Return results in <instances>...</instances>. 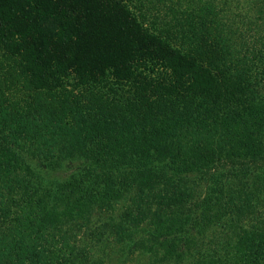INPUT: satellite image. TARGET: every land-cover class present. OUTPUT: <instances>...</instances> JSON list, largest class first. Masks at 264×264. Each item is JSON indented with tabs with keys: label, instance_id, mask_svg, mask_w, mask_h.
Returning <instances> with one entry per match:
<instances>
[{
	"label": "trees",
	"instance_id": "obj_1",
	"mask_svg": "<svg viewBox=\"0 0 264 264\" xmlns=\"http://www.w3.org/2000/svg\"><path fill=\"white\" fill-rule=\"evenodd\" d=\"M127 263L264 264V0H0V264Z\"/></svg>",
	"mask_w": 264,
	"mask_h": 264
},
{
	"label": "rangeland",
	"instance_id": "obj_2",
	"mask_svg": "<svg viewBox=\"0 0 264 264\" xmlns=\"http://www.w3.org/2000/svg\"><path fill=\"white\" fill-rule=\"evenodd\" d=\"M60 176H64V173H62V172H60V173H58ZM128 264V263H127Z\"/></svg>",
	"mask_w": 264,
	"mask_h": 264
}]
</instances>
